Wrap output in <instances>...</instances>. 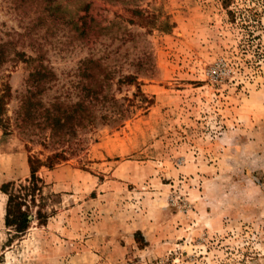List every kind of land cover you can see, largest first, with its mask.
I'll list each match as a JSON object with an SVG mask.
<instances>
[{
	"label": "rangeland",
	"instance_id": "1",
	"mask_svg": "<svg viewBox=\"0 0 264 264\" xmlns=\"http://www.w3.org/2000/svg\"><path fill=\"white\" fill-rule=\"evenodd\" d=\"M45 2L0 0L7 117L30 71L59 86L89 57L119 100L133 74L147 102L39 167L44 216L32 206L20 235L3 184L29 176V152L0 126V264H264V0H50L52 16Z\"/></svg>",
	"mask_w": 264,
	"mask_h": 264
},
{
	"label": "trees",
	"instance_id": "2",
	"mask_svg": "<svg viewBox=\"0 0 264 264\" xmlns=\"http://www.w3.org/2000/svg\"><path fill=\"white\" fill-rule=\"evenodd\" d=\"M45 1L42 9L52 16L50 0ZM80 18V23L76 21L74 25L81 33L94 29L88 4ZM3 45L6 42L0 43V54L4 52ZM16 54L20 55L19 52ZM97 67L100 63L96 59L85 58L80 61V71H75L59 86H56L58 78L54 71H30L26 89L19 97L12 117L5 115L11 86L7 81L1 82L0 126L4 132H17L29 152V176L24 182L3 184L7 195L4 224L11 226L17 235L26 231L34 214L40 220L44 216L40 210L44 182L37 174L39 167L52 168L68 156L83 151L99 126L119 127L147 102L137 76L128 74L116 80L117 90L122 84L135 87L130 97L125 95L119 100L113 92L112 72L106 67L107 71H94ZM33 146L40 149L30 152ZM32 206L37 207L34 214Z\"/></svg>",
	"mask_w": 264,
	"mask_h": 264
}]
</instances>
